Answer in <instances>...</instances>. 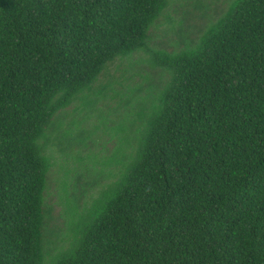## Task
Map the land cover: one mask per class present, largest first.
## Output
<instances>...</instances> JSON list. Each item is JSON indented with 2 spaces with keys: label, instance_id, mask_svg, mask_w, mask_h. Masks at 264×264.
<instances>
[{
  "label": "trees",
  "instance_id": "16d2710c",
  "mask_svg": "<svg viewBox=\"0 0 264 264\" xmlns=\"http://www.w3.org/2000/svg\"><path fill=\"white\" fill-rule=\"evenodd\" d=\"M168 3L0 0V264H44V141ZM151 58L170 77L135 152L51 264H264V0Z\"/></svg>",
  "mask_w": 264,
  "mask_h": 264
},
{
  "label": "rangeland",
  "instance_id": "374dc122",
  "mask_svg": "<svg viewBox=\"0 0 264 264\" xmlns=\"http://www.w3.org/2000/svg\"><path fill=\"white\" fill-rule=\"evenodd\" d=\"M232 0H169L151 27L147 50L109 64L90 89L57 115L63 145L44 141L52 167L45 192L44 264L66 250L77 222L133 156L146 115L169 74L151 53H179L196 42ZM58 144V143H56Z\"/></svg>",
  "mask_w": 264,
  "mask_h": 264
}]
</instances>
